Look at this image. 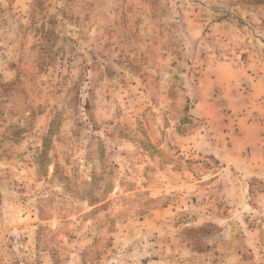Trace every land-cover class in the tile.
I'll return each mask as SVG.
<instances>
[{
  "label": "rangeland",
  "instance_id": "1",
  "mask_svg": "<svg viewBox=\"0 0 264 264\" xmlns=\"http://www.w3.org/2000/svg\"><path fill=\"white\" fill-rule=\"evenodd\" d=\"M0 264H264V0H0Z\"/></svg>",
  "mask_w": 264,
  "mask_h": 264
}]
</instances>
